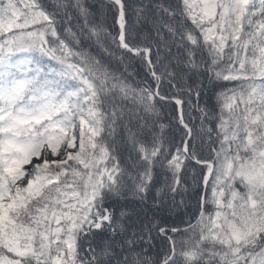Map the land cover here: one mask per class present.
Masks as SVG:
<instances>
[{"label":"snow or ice","instance_id":"snow-or-ice-1","mask_svg":"<svg viewBox=\"0 0 264 264\" xmlns=\"http://www.w3.org/2000/svg\"><path fill=\"white\" fill-rule=\"evenodd\" d=\"M0 264H264V0H0Z\"/></svg>","mask_w":264,"mask_h":264},{"label":"trees","instance_id":"trees-1","mask_svg":"<svg viewBox=\"0 0 264 264\" xmlns=\"http://www.w3.org/2000/svg\"><path fill=\"white\" fill-rule=\"evenodd\" d=\"M189 212H191V209L189 210Z\"/></svg>","mask_w":264,"mask_h":264}]
</instances>
